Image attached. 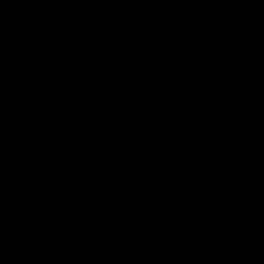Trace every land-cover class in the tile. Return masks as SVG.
<instances>
[{
    "label": "water",
    "instance_id": "95a60500",
    "mask_svg": "<svg viewBox=\"0 0 264 264\" xmlns=\"http://www.w3.org/2000/svg\"><path fill=\"white\" fill-rule=\"evenodd\" d=\"M0 264H264V0H0Z\"/></svg>",
    "mask_w": 264,
    "mask_h": 264
}]
</instances>
